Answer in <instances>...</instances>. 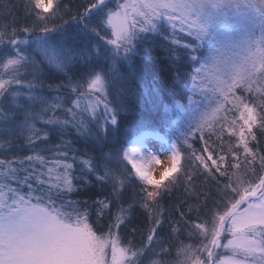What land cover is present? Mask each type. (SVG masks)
<instances>
[{
    "label": "snow or ice",
    "instance_id": "1",
    "mask_svg": "<svg viewBox=\"0 0 264 264\" xmlns=\"http://www.w3.org/2000/svg\"><path fill=\"white\" fill-rule=\"evenodd\" d=\"M20 7L0 3V264H264V0H22V27ZM179 175L195 201L176 217ZM91 185L103 199H65Z\"/></svg>",
    "mask_w": 264,
    "mask_h": 264
},
{
    "label": "trees",
    "instance_id": "2",
    "mask_svg": "<svg viewBox=\"0 0 264 264\" xmlns=\"http://www.w3.org/2000/svg\"><path fill=\"white\" fill-rule=\"evenodd\" d=\"M68 0H62V3H67ZM0 3H8L11 5H16V4H20L21 7L18 10H14L15 14L18 16V21H17V25L18 26H23V7H22V0H0ZM72 3L74 5H78L80 3H85L86 4V0H72ZM82 11V9H81ZM68 17L65 16L64 19H67ZM11 22H12V17L8 16L3 9H0V24H4L7 23L10 25L9 27V32H11L12 30V26H11ZM60 17L57 16L55 18V23H60ZM19 38H23L22 36ZM148 47H150V45H148ZM39 59V58H37ZM143 61V57L142 56H138L136 58V63L139 66L141 64V62ZM25 70H22V72H24ZM31 71V70H28ZM122 72H127L126 68H122L121 69ZM173 72H169V71H159L157 70L151 77V79L153 81H156L157 86L159 85V81L160 80H164V81H168L171 79V77L173 76ZM29 78H31L29 76ZM48 83H53L52 81H48ZM55 83H60L59 80L55 81ZM134 88L137 92H143L144 89L141 88L139 86L138 82L134 83ZM111 99V96L109 97ZM85 103H87V101H85ZM129 106L131 107V109L133 110V114H135L136 112H143L144 115L146 116H150L156 119L157 121V126L159 125V120L160 118L163 117L164 114V106L161 105L160 107V113L159 116H157V113L155 112H148L146 110L145 107H142L140 104V101L137 100L136 98H132L130 97L128 100ZM59 115V113H58ZM61 118L63 119L64 117L61 116ZM39 126V125H38ZM124 125H122L123 127ZM66 139H71L70 136L65 137ZM213 139H215V137H213ZM22 142V141H21ZM58 142V139L57 141ZM192 148L188 149L187 147H184V150L182 151V162L181 164L183 165V168L185 170L189 169L191 166V160H189L187 157L191 154V152L193 150H195L197 152V154H204L205 156H207V153H203V143L200 141L199 135H197L192 141ZM74 147L76 148H80L81 145L80 144H76L74 145ZM104 152H108L109 148L105 147ZM30 153L28 152H23L22 155H28ZM209 164H211V161H208ZM178 175V174H177ZM89 180L94 181L95 177L94 176H89L88 177ZM203 176L199 177V179H197L196 181V185H197V190L198 191H205V185L203 183ZM167 183V181H166ZM91 192L88 194H82V195H69L67 197H65V199H73V200H79V201H84L89 199V195H91V199L92 200H97V199H103V195H96L94 193H99L101 191L99 185H91ZM195 201V197L194 196H188L185 192V184H184V176L183 175H179V181L178 184L173 188L172 194L171 195H166L164 200L162 201L163 205L165 208L171 207V209L173 210V212L175 213L176 217H179L180 214V209H183L185 212H187V208L189 204L194 203ZM96 221V216H95V209L93 208L91 210V220L90 222L95 224ZM101 224L105 225L104 230L106 231V222L104 221L103 217L101 218ZM147 225V216L144 213L143 209L138 208L137 209V214L135 217L132 218V223L130 225H128L127 227H123L121 228L120 231V235L122 240L124 241H132L133 243H139L141 237L139 235V231L138 229H142L144 227H146ZM185 242L187 243L188 241L185 240ZM175 251L176 249L173 248V258L175 257Z\"/></svg>",
    "mask_w": 264,
    "mask_h": 264
},
{
    "label": "clouds",
    "instance_id": "3",
    "mask_svg": "<svg viewBox=\"0 0 264 264\" xmlns=\"http://www.w3.org/2000/svg\"><path fill=\"white\" fill-rule=\"evenodd\" d=\"M171 164L170 159L159 157L157 160H146L145 167L147 172L155 179H160L164 175ZM157 175L159 178H157Z\"/></svg>",
    "mask_w": 264,
    "mask_h": 264
},
{
    "label": "bare ground",
    "instance_id": "4",
    "mask_svg": "<svg viewBox=\"0 0 264 264\" xmlns=\"http://www.w3.org/2000/svg\"><path fill=\"white\" fill-rule=\"evenodd\" d=\"M149 151H151L155 155H158V156H161V157H166V158L169 159V157L163 152V148L161 147V145H160V143L158 141L155 142L154 147L149 148ZM162 152H163V155H162Z\"/></svg>",
    "mask_w": 264,
    "mask_h": 264
},
{
    "label": "rangeland",
    "instance_id": "5",
    "mask_svg": "<svg viewBox=\"0 0 264 264\" xmlns=\"http://www.w3.org/2000/svg\"><path fill=\"white\" fill-rule=\"evenodd\" d=\"M45 2H46V0H45ZM148 151H149V149H148ZM163 152L169 157V159H170V155H171V153L170 152H168L167 153V148L166 147H163ZM163 152H162V155H163ZM182 159H183V157H182ZM182 159H181V162H182ZM130 167V166H129ZM172 175H177V174H172ZM157 178H159L158 176H157Z\"/></svg>",
    "mask_w": 264,
    "mask_h": 264
}]
</instances>
